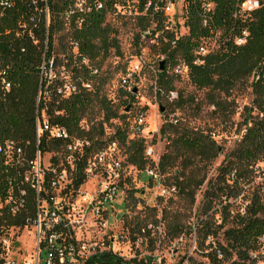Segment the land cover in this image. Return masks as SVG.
I'll return each instance as SVG.
<instances>
[{
    "label": "trees",
    "instance_id": "obj_1",
    "mask_svg": "<svg viewBox=\"0 0 264 264\" xmlns=\"http://www.w3.org/2000/svg\"><path fill=\"white\" fill-rule=\"evenodd\" d=\"M184 1L187 34L177 38L174 31L164 27L162 19L153 31V36L159 34V43L153 48L165 55L166 62L159 72L157 93L163 90L166 94L173 92L174 79L168 75L167 66L177 65L182 60L188 67L192 84L199 89H210V101L223 110L225 107L217 99V93L228 95L238 83L254 77V104L258 110V115L252 117L242 139L229 153L206 192V218L199 224V237L205 244L210 237L216 238L219 231L224 230L225 243L210 242L205 248L208 250L205 255L207 261L200 264H253L252 252L259 250L264 241L263 199L255 195L244 211L233 217L234 224L229 227H226L227 220L220 225L211 222L210 214L214 204L228 202L238 195L241 179L264 156V0H259L260 7L249 13L241 11L240 5L244 0H213L216 8L212 25L221 31L219 47L204 56L202 64L196 63V50L203 39L211 36V27L202 23V0ZM118 2L86 0L79 7V0H15L14 7L0 15V71L5 72L4 76L11 84L10 89H6L2 83L4 76L0 75V143L15 141L30 159L38 151L42 154L56 153L52 159L57 166L61 162L67 165L68 144L75 140L83 141L79 152L83 155L77 158L73 175L75 189L86 181L87 157L91 153H100L115 142L124 145L127 164L141 170L152 164L146 155L145 138H130V125L127 123L115 126L112 135L106 137L105 125L119 118L126 122L128 118L126 113L120 114L106 94V85L112 75L109 71L101 73L99 65L112 54L123 55L117 29L107 19L109 13H116L115 4ZM132 19L140 28L135 35V43L141 45V33L149 26L150 19L147 16ZM22 24L26 26L22 27ZM65 31L67 33L60 36V43L56 46L55 38ZM245 33H248L246 42L236 44L234 38ZM94 62L98 66H93ZM44 63L47 72L42 71ZM57 66L69 70L75 81L77 90L70 96L57 92L58 87L65 83L66 75L52 72L50 77V70L54 71ZM95 69L98 73L94 72ZM133 92L135 89L125 91L129 98L125 107L135 100ZM43 108L52 124L68 130L69 140L49 138L47 134L38 139L37 112ZM93 112H100L103 117L86 129L82 121ZM160 134L166 138L167 145L160 156L159 170L163 175L173 172L172 184L194 200L196 191L206 180V173L202 171L220 155L221 146L202 130L172 122L165 123ZM59 154L65 157L61 158ZM16 167L20 166L5 165L0 156V201L12 186L14 193L20 189L27 190L28 202L17 214H12L5 206L0 207V232L11 226L22 229L36 215V191L23 175L18 174ZM228 207L229 204L225 205V211ZM152 260L151 256L127 258L110 248L98 251L83 264H151Z\"/></svg>",
    "mask_w": 264,
    "mask_h": 264
},
{
    "label": "rangeland",
    "instance_id": "obj_2",
    "mask_svg": "<svg viewBox=\"0 0 264 264\" xmlns=\"http://www.w3.org/2000/svg\"><path fill=\"white\" fill-rule=\"evenodd\" d=\"M84 1L86 0H81L82 3ZM180 11L178 21L181 20L183 23L186 20L185 2ZM107 19L117 29L116 35L120 41L123 55L112 54L99 64L100 71L101 73L107 71L111 73L112 78L107 82L106 94L112 99L120 114L126 113L128 118L126 122L123 118H119L105 125L106 137L112 135L117 125L125 126L127 123L129 126V119L134 118L139 109L143 108L147 112L146 146L147 149L149 146L153 147L156 155L161 156L165 152L167 141L160 134V130L165 123L169 122L168 115L170 113L177 114L178 122L174 124L187 125L210 134L221 146L222 152L205 171H202V173H206V180L196 191L194 200L180 190L176 195L164 198L159 194V183L150 179L146 169L141 170L126 163L124 145L120 142L110 144L102 152L107 157V163L117 160L122 161L124 165L120 181L123 197L121 203L107 212V228L105 229H99L92 222L90 209L87 207L89 199L103 180L104 173L100 168L95 169L93 165L91 170H87L86 181L76 194L72 189L67 190L72 194H63L59 188L50 193L57 200H65L73 220L78 211H83L79 212V218L80 215H86L87 222L84 223L83 230L77 235L84 241H97L101 248H112L127 258L136 255L139 257L151 256L153 258L151 264H200L206 262L205 255L208 252L205 249L206 246L213 241L225 243L224 230L219 231L216 238L210 237L205 244L199 237V224L202 219L206 218L204 215L206 192L218 176L220 167L229 153L242 139L252 117L258 115L252 86L254 77L238 83L228 95L217 93V99H220L225 107L223 110L210 101V89H199L192 84L189 79L188 67L182 60H179L178 64L182 66L181 73L175 72L176 65L167 67L168 75L174 79L173 92L166 94L163 90L158 94L159 72L156 70V66L161 62L160 60L165 59V55L155 51L150 40L143 45L135 43L134 38L140 28L134 19L113 12L108 14ZM174 29L180 35L188 33V28L179 23L178 27ZM66 33L67 31L55 38L56 46L60 43V36ZM220 35L221 31L218 33V36ZM214 44L215 41L212 39L211 46ZM218 47L219 43L216 45V48ZM74 50L76 52V48ZM60 51L59 47L58 52L61 56ZM139 63L143 65V69L139 74H136V77L132 78L129 85L135 89L133 92L135 100L125 107L124 104L129 98L125 94L126 90L122 80L127 71L136 69ZM93 66L98 65L94 62ZM52 72L66 75L64 78L67 84L75 85L70 71L65 70V67L57 66ZM157 104H160L159 107ZM102 115L100 112L91 113L82 121L83 127L89 129L102 119ZM54 155L56 153L46 152L43 157L48 161ZM59 156L65 157L63 154H59ZM94 156L96 154L93 155V158ZM148 158L152 161V157L148 156ZM150 165L151 163L148 166ZM69 174L72 176L71 172ZM172 175L173 172L162 175L165 185L174 182ZM67 183L64 182L63 185ZM132 191H136L134 195ZM255 195H259L264 201V156L255 164L253 170L241 179L237 196L228 202L214 204L210 214L211 222L220 225L227 220L226 227L232 226L234 224L233 217L238 212H243L245 206ZM228 204V211H225L224 207ZM34 231V226L22 229L12 227L11 232L15 236V245L23 248L33 246ZM180 231L182 233L179 236L177 234ZM252 256L255 261L253 264H264V241L259 250L252 252ZM224 264H228V262Z\"/></svg>",
    "mask_w": 264,
    "mask_h": 264
},
{
    "label": "built area",
    "instance_id": "obj_3",
    "mask_svg": "<svg viewBox=\"0 0 264 264\" xmlns=\"http://www.w3.org/2000/svg\"><path fill=\"white\" fill-rule=\"evenodd\" d=\"M184 2V0H119L115 4V12L118 15L132 18L147 16L150 19V24L141 33V45L147 43L149 40L152 45H155L159 43V34L157 33L153 36V31L157 28L159 19H162V23L166 29L174 31L177 34V38H179L180 34L174 28L178 27V23L186 27V20L183 23L181 20L178 21V16L181 13L180 10L183 9ZM85 3L86 1L82 3L79 0L77 5L81 7ZM201 3L202 23L205 27H211L212 34L210 37L203 39L196 50V55L198 56L196 63L198 64L204 63L203 57L217 49L216 45L220 41V36H218L219 30L212 25V16L215 12L216 4L213 0H202ZM14 4L15 0H0V15L13 8ZM99 7H102L101 3H99ZM259 7V0H244L240 5L241 11L247 13ZM21 26L25 27L26 24H22ZM247 35L248 33H245L241 37L236 36L234 38L235 43L238 45L244 44ZM212 39L215 41L213 46H211ZM172 44L175 45L176 42L173 41ZM160 63L156 66L158 72L162 71ZM168 66L171 67V64ZM46 68L44 63L42 71L45 72ZM142 69L143 65L139 63L136 69L127 71L122 80L126 91L132 90L129 86L130 82ZM51 72L52 70H50V77L52 76ZM94 72L98 73V69H95ZM175 72L181 73L182 66L176 65ZM0 75L3 77L5 72L0 71ZM2 83L6 89H10L11 84L6 80L5 76L2 78ZM76 90V85L70 86L65 81L63 85L58 87L57 92L67 97ZM159 105L157 104L158 107ZM168 116L169 122H178L176 113H170ZM129 121V137L132 139L145 138L147 133V112L143 108H140L134 118L132 117ZM43 134H47L49 138L59 140L70 139V134L65 127L52 124L49 121L45 108L37 112L38 139ZM87 144L89 143L87 142ZM83 145L84 142L82 141L81 143V140H75L68 144L67 165L61 162L60 165L56 166L52 157L47 161L40 151L37 152L33 159H30L25 156V153H22V148L18 147L15 141L6 140L4 143H0V156L3 158L5 165L12 167L14 165L20 166L15 168L16 171H18L19 175H23L25 181L36 191V215L30 224L25 225L27 228L29 226H34L35 228L33 233L34 245L30 248L15 245V236L12 234L11 228L16 226L4 227L0 232V264H83L86 259L98 251L107 249L101 248L100 243L97 241H84L80 239L77 235L78 232L83 230L84 223L87 222L86 215H80L79 218V212L82 213L83 211H78L73 220L65 200H57L51 194L56 188H59L63 194H72L67 191L69 189L74 190L75 194L79 190V188H74L73 173L76 171V160L82 154L79 152L82 151ZM95 154L96 156L93 158ZM147 156L152 157V164L146 167L145 171L150 179L159 183L160 196L170 198L176 195L178 188L175 184L165 185L163 183V174L159 170L160 156L156 155L153 147L149 146ZM86 165V172L88 169L91 170L94 165L95 169L100 168L104 173L103 180L98 184L94 195L89 199L87 207L90 209L92 222L99 229H105L107 228V212L113 210L122 201L123 194L120 181L124 165L122 161L117 160L107 163V157L102 151L100 153H91L87 157ZM70 172L72 176H70ZM46 180H48V183H46ZM64 182L68 183L63 185ZM27 196V190L20 189L18 193H14L11 186L8 189L7 196L0 201V207L5 206L12 214H17L26 207L28 202Z\"/></svg>",
    "mask_w": 264,
    "mask_h": 264
},
{
    "label": "water",
    "instance_id": "obj_4",
    "mask_svg": "<svg viewBox=\"0 0 264 264\" xmlns=\"http://www.w3.org/2000/svg\"><path fill=\"white\" fill-rule=\"evenodd\" d=\"M165 64H166V62L163 60V61H161V63H160V69L161 70H163L164 69V66H165ZM161 110L163 111L164 110V108L162 107L161 108Z\"/></svg>",
    "mask_w": 264,
    "mask_h": 264
}]
</instances>
